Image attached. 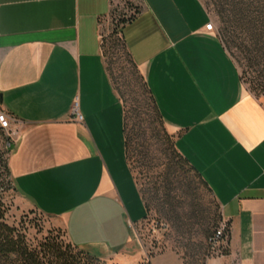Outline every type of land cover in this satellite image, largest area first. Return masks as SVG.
<instances>
[{"label":"crops","instance_id":"obj_1","mask_svg":"<svg viewBox=\"0 0 264 264\" xmlns=\"http://www.w3.org/2000/svg\"><path fill=\"white\" fill-rule=\"evenodd\" d=\"M115 1L139 7L122 28L126 48L229 223L227 253L205 264H264V103L217 30L204 28L200 0H0V109L14 117L15 189L97 257L131 244L146 210L101 47Z\"/></svg>","mask_w":264,"mask_h":264},{"label":"rangeland","instance_id":"obj_2","mask_svg":"<svg viewBox=\"0 0 264 264\" xmlns=\"http://www.w3.org/2000/svg\"><path fill=\"white\" fill-rule=\"evenodd\" d=\"M214 22L220 41L237 65L245 88L264 103V58L254 57L252 33L264 29V0H200ZM134 13L128 2H113L101 23L102 53L116 94L124 106L129 159L147 204L146 216L133 225L130 245L112 250L89 264H205L207 236L218 222L220 207L213 194L187 170L164 138L169 132L156 118L148 94L136 73L120 34L121 19ZM140 72V71H139ZM141 74V72H140ZM11 138L0 130V213L2 221L22 235L32 249L47 239L76 253L58 217L30 206L10 177L2 174ZM12 143V142H11ZM172 166V195L178 214L164 215L162 172ZM189 182L186 193L183 182Z\"/></svg>","mask_w":264,"mask_h":264},{"label":"trees","instance_id":"obj_3","mask_svg":"<svg viewBox=\"0 0 264 264\" xmlns=\"http://www.w3.org/2000/svg\"><path fill=\"white\" fill-rule=\"evenodd\" d=\"M130 5L134 9V13L130 15L129 17H127L126 19H121L120 22H122L121 23L122 25L120 26V29H119L121 38H122V28L124 24L131 22L140 11L138 6H134L132 4ZM252 35H253L252 40H253L254 45L251 48V50H249L250 54H254V57L256 58L257 57L264 58V29H259V31L253 32ZM218 37L220 38V36ZM122 42L124 44V48H126L123 38H122ZM223 46L227 50L224 44ZM101 47H102V41H101ZM126 51H127V54L134 68L136 69L137 75L142 81L143 88L148 94V100L151 104V108L153 109L156 118L160 121L161 125H163L164 121L157 107L155 99L150 89L148 88L143 75L140 74L136 63L133 61L131 54L129 53L127 48H126ZM106 70H107V66H106ZM240 77L242 79L241 73H240ZM110 81H111V78H110ZM123 109H124V106H123ZM124 137H125V140H124L125 156L130 166V169L132 170L131 165H130V159H129V145H128V140L126 136L125 112H124ZM164 138L166 142L169 144L175 156L182 163V165L188 168L187 170L193 172V174L200 180V182L206 188H208L209 191L211 192V189L209 188L207 182L202 178L198 170L193 165L190 164L187 158L182 156L177 151L175 147L174 136H170L164 133ZM10 145L6 147L7 154L10 150ZM7 159H8V156L6 157V159L2 161L3 162L2 174L5 175L6 177L11 178ZM173 176H174V169L172 168V166L166 165V167L164 168V171L162 172V181H161L162 183L161 187L163 189L162 194L164 196V199H163L164 201H163V205L161 208V212L164 215H168L169 218L171 217V215L178 214V210H177L178 204L174 200V196L171 193L173 190L171 178ZM183 186L186 190L185 191L186 193H189L191 191V185L189 184V182H186V181L183 182ZM141 197H142L144 207L146 210V214H147V204L145 203V200L142 194H141ZM218 207H219V204H218ZM2 217H3V213H0V264H89V262H94L96 259L99 258L96 255H93L90 252L82 248H79L77 245L73 243L71 244L75 248H79L78 251H76V253H72L70 249L63 250L62 246L58 242L52 239H47L44 243H42V246L40 249L38 248L32 249L26 243L22 235L16 234L12 227H10L7 223L2 221ZM217 218H218V222L214 226L213 230L207 236L208 254L211 257H216V254H215L216 248H214L215 242H219V248L217 249L218 255L223 256L227 253L228 241L230 237L228 221L223 218L221 213L218 214ZM222 220L226 221V227L224 228L221 234H218V229H219V226Z\"/></svg>","mask_w":264,"mask_h":264},{"label":"built area","instance_id":"obj_4","mask_svg":"<svg viewBox=\"0 0 264 264\" xmlns=\"http://www.w3.org/2000/svg\"><path fill=\"white\" fill-rule=\"evenodd\" d=\"M204 28L208 31H214L216 29L213 21L211 20L205 24ZM71 114L75 122L80 123L83 121V116L78 109V105L76 101L72 106ZM13 121H14V117L8 115L4 110L0 109V129L7 132L9 138H11V142H13L14 137L16 135V131L12 129ZM11 142L8 143V146L11 144ZM225 227H226V221L222 220L218 229V234H221ZM214 248H216L215 250L216 257H220L221 255L217 254V249L219 248V242H215Z\"/></svg>","mask_w":264,"mask_h":264}]
</instances>
